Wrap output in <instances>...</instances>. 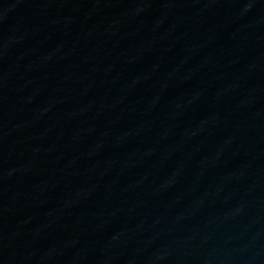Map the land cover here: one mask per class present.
I'll return each mask as SVG.
<instances>
[{
	"label": "water",
	"instance_id": "1",
	"mask_svg": "<svg viewBox=\"0 0 264 264\" xmlns=\"http://www.w3.org/2000/svg\"><path fill=\"white\" fill-rule=\"evenodd\" d=\"M0 264H264V0H0Z\"/></svg>",
	"mask_w": 264,
	"mask_h": 264
}]
</instances>
